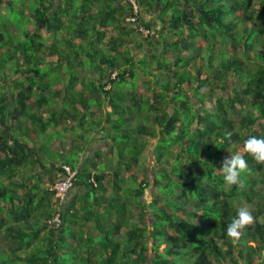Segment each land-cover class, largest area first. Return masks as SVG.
Here are the masks:
<instances>
[{
    "label": "trees",
    "instance_id": "obj_1",
    "mask_svg": "<svg viewBox=\"0 0 264 264\" xmlns=\"http://www.w3.org/2000/svg\"><path fill=\"white\" fill-rule=\"evenodd\" d=\"M135 1L147 36L128 0H0V264H264V163L244 149L264 138V0ZM94 129L108 164L77 167L65 139L82 154ZM231 154L244 189L224 184ZM63 165L77 171L66 196L83 192L69 204L52 189ZM237 200L254 220L230 238Z\"/></svg>",
    "mask_w": 264,
    "mask_h": 264
},
{
    "label": "clouds",
    "instance_id": "obj_2",
    "mask_svg": "<svg viewBox=\"0 0 264 264\" xmlns=\"http://www.w3.org/2000/svg\"><path fill=\"white\" fill-rule=\"evenodd\" d=\"M108 87L109 86H106L105 89ZM244 149L257 162L264 163V138H260L255 135H249L244 140ZM63 166H68V165H63ZM220 170L222 172L223 181L226 187L231 188L235 186L237 189H244L246 187L244 174L248 170V163L241 155L231 154L230 157L225 158L222 163V166L220 167ZM73 171H75L77 174L76 170ZM62 179H60L59 181H61ZM54 185L52 186V189ZM253 220H254L253 214L247 206L239 207V209L237 210L236 218H234L227 227V235L230 238H238L241 233V230H243L246 226L253 223Z\"/></svg>",
    "mask_w": 264,
    "mask_h": 264
},
{
    "label": "crops",
    "instance_id": "obj_3",
    "mask_svg": "<svg viewBox=\"0 0 264 264\" xmlns=\"http://www.w3.org/2000/svg\"><path fill=\"white\" fill-rule=\"evenodd\" d=\"M154 18H155V14L142 13V21H144V22L148 21V20H152ZM131 52L135 57L137 56V52H139V53L142 52V53L147 54L146 47H144L143 49L138 47L137 52H135L134 49H131ZM88 97L90 98V96H88ZM94 100H97V98L94 97ZM107 110H108V108H106L102 104L99 106L98 111L96 110V108H94L92 112L95 113V114L93 113L95 117L92 120L98 121L99 119H102L105 116V114L107 113ZM109 130H110V126H107V132ZM76 133H77V131L73 132V134H76ZM89 136H92V137H89ZM89 136H88V139L86 140L87 148L85 149L84 153L73 156L70 154V149L72 147L73 140L71 138V135H67V139H65V143H64V145L66 144L65 145L66 155L69 158L75 159L77 161V163H76L77 167H80V168L86 167L88 164H90L91 161L96 160L97 154L101 155L99 163L108 164L109 159H107L106 157H107L108 152L111 148V145H112L111 142L107 138L103 137L102 133H98V129H94L90 133ZM112 160H114V159H112ZM76 195L82 196L83 195L82 189H77V190L73 189L69 193V195L64 198L63 201L65 203L69 204L71 202V200L74 198V196H76ZM63 201H62V203H63Z\"/></svg>",
    "mask_w": 264,
    "mask_h": 264
},
{
    "label": "built area",
    "instance_id": "obj_4",
    "mask_svg": "<svg viewBox=\"0 0 264 264\" xmlns=\"http://www.w3.org/2000/svg\"><path fill=\"white\" fill-rule=\"evenodd\" d=\"M128 1L132 5L131 6L132 15L126 19V22L134 26L143 36H147L149 33L148 30L139 22L140 8L138 3L135 0H128ZM115 75H116L115 73L112 74V78H114ZM63 169H64V178L61 181L57 182L53 187V190L55 191V198L57 204L62 203L66 194L72 188L76 175V172L73 171L68 166H63ZM90 182L94 183L93 178L90 179ZM61 223L62 220L59 211H57L55 215H53V217L47 221V224L50 228H58L60 227Z\"/></svg>",
    "mask_w": 264,
    "mask_h": 264
},
{
    "label": "rangeland",
    "instance_id": "obj_5",
    "mask_svg": "<svg viewBox=\"0 0 264 264\" xmlns=\"http://www.w3.org/2000/svg\"><path fill=\"white\" fill-rule=\"evenodd\" d=\"M1 11H2V13H4V11H5V4H1ZM132 39H134V40H137V41H139L141 38H140V36L139 35H137V34H134L133 35V37H132ZM131 49H134V51L135 52H137V50H138V47L136 46V45H131ZM137 47V48H136ZM252 53H254L253 52V50L251 51V54ZM144 55H146L145 53H139V52H137V58H139V59H143V57H144ZM145 68H142L141 70H144ZM64 72H67V70L65 69V68H61L60 69V73H64ZM144 74H146V75H148V72L147 71H144ZM53 76V75H52ZM51 76V77H52ZM143 76V75H142ZM138 79H139V81L137 80V77L136 78H134V79H130L129 80V82L128 83H124V84H118V86L119 87H126V89L127 88H130V83H135V85H137L138 83L137 82H141V80H142V77H141V75L140 76H138ZM150 79V78H149ZM202 96H203V94H202ZM202 96H200V97H202ZM192 101V100H191ZM194 102H195V99L193 100ZM205 103H204V107H207V106H209V104L210 103H212L213 102V98H208V99H205V101H204ZM89 106H91L92 108H91V112L93 111V109L94 108H97V106H99L97 103H95L94 101H90L89 102ZM242 111H244L243 109H242ZM92 117L90 116V115H88V119H89V121H92V119H91ZM91 126V122H88V125L86 126L87 128H89ZM134 126H136V122L134 123ZM77 132H81V130L80 129H77ZM92 132V131H91ZM89 137H92V136H89ZM61 140H63V137H59ZM118 140V139H117ZM119 141V140H118ZM154 143H155V140H153L151 143H150V145H149V150H148V153H146V155H145V157L143 158L142 157V164H146L147 166H148V168L150 169V171L153 169V167H154V156H153V152H152V146L154 145ZM66 145V144H65ZM70 154L71 155H73V156H75V154H72L71 152H70ZM75 158V157H74ZM99 167H101V165H99ZM142 174L140 173V175L139 176H141ZM260 189L259 190H262V192H264V190L262 189V187H259ZM150 192L151 191H147V193H146V196H145V201L146 202H149L150 201ZM235 205L237 206V207H241V206H247L250 210L252 209V208H254L253 207V205H249V204H247V202L246 201H244V200H237L236 201V203H235ZM261 221H263L264 220V218H261L260 219ZM2 244H4L6 247H9L10 245L9 244H7V243H5V242H2ZM11 247H12V245H11Z\"/></svg>",
    "mask_w": 264,
    "mask_h": 264
}]
</instances>
